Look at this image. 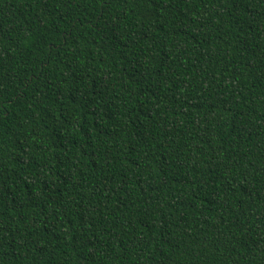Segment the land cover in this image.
<instances>
[{"label":"trees","instance_id":"16d2710c","mask_svg":"<svg viewBox=\"0 0 264 264\" xmlns=\"http://www.w3.org/2000/svg\"><path fill=\"white\" fill-rule=\"evenodd\" d=\"M0 264H264V0H0Z\"/></svg>","mask_w":264,"mask_h":264}]
</instances>
